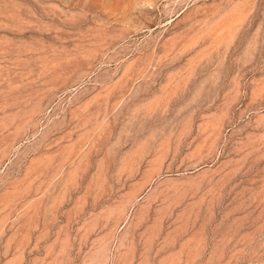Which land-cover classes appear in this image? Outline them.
<instances>
[{
	"label": "rangeland",
	"instance_id": "obj_1",
	"mask_svg": "<svg viewBox=\"0 0 264 264\" xmlns=\"http://www.w3.org/2000/svg\"><path fill=\"white\" fill-rule=\"evenodd\" d=\"M0 264H264V0H0Z\"/></svg>",
	"mask_w": 264,
	"mask_h": 264
}]
</instances>
